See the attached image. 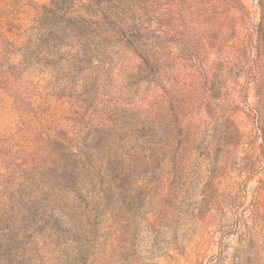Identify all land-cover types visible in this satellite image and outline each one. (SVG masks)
<instances>
[{
  "label": "trees",
  "instance_id": "1",
  "mask_svg": "<svg viewBox=\"0 0 264 264\" xmlns=\"http://www.w3.org/2000/svg\"><path fill=\"white\" fill-rule=\"evenodd\" d=\"M17 1L0 11L9 25L18 19ZM27 31L22 65L45 63L64 77L53 96L71 100L81 128L75 142L59 134L42 146L43 165L23 172L21 183L10 179L0 199L3 254L19 251L24 264L29 247L48 234L87 264L102 235L100 216L118 204L136 240L149 190L166 167L184 165L185 152L194 162L212 154L181 119L178 78L187 72L202 79L198 101L209 110L225 78L247 79L262 140L257 171L264 173V0H49ZM17 99L41 124L55 118L49 98L42 113L32 99ZM233 135L241 139L239 130ZM261 186L264 194V175ZM247 257L234 256L236 264Z\"/></svg>",
  "mask_w": 264,
  "mask_h": 264
},
{
  "label": "rangeland",
  "instance_id": "2",
  "mask_svg": "<svg viewBox=\"0 0 264 264\" xmlns=\"http://www.w3.org/2000/svg\"><path fill=\"white\" fill-rule=\"evenodd\" d=\"M17 2L15 23L9 25L10 17L0 15V199L11 178L21 183L23 172L43 165L42 146H53L59 134L75 142L81 128L75 123L71 100L53 96L58 93L56 86L66 84L64 77L45 63L27 67L21 63L29 20L49 0ZM14 3L0 0V11L8 13ZM178 81L185 102L183 125L201 133L210 142L212 154L194 162L185 152L184 165L177 170L166 167L161 181L153 182L149 190V201L141 211L145 216L137 221L142 233L136 240L131 239L134 228L129 230L125 206L108 208L100 216L102 235L90 250L87 264H236L234 256L241 251L248 254L246 264H264V194L260 190L264 173L257 171L263 165L255 92L248 90L245 77L225 78L226 89L209 110L198 101L204 91L201 78L187 72ZM113 86L118 87L117 82ZM16 93L32 99L41 113L49 98V115L55 118L41 124L25 113ZM236 130L240 140L233 135ZM41 132L52 136L51 141L43 136L40 142ZM48 236L40 237L47 242L29 247L30 259L24 264H82L74 247L57 244ZM5 248L0 247V264H21V252L3 254Z\"/></svg>",
  "mask_w": 264,
  "mask_h": 264
}]
</instances>
